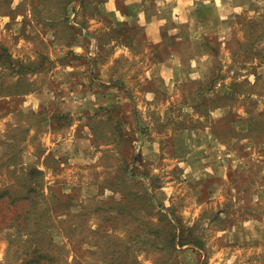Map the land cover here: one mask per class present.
Returning a JSON list of instances; mask_svg holds the SVG:
<instances>
[{"label":"rangeland","instance_id":"374dc122","mask_svg":"<svg viewBox=\"0 0 264 264\" xmlns=\"http://www.w3.org/2000/svg\"><path fill=\"white\" fill-rule=\"evenodd\" d=\"M70 1L0 0V189L34 186L43 195L22 228L1 227L13 206L0 197V264H42L46 254L51 264H264V0H212L220 15L235 3L227 25L207 28V16L190 26L171 23L165 41L155 43L195 70L170 88L156 127L209 126L232 150L234 169L216 201L199 203L191 183L173 180L159 204L116 197L129 191L127 152L138 138L124 127L108 129L71 93L75 82L82 92L87 76L70 72L86 64L70 48L89 43L61 16ZM185 103L195 105L193 114ZM221 210L229 215L216 216ZM180 224L199 231L181 236L202 238L203 250L168 241Z\"/></svg>","mask_w":264,"mask_h":264},{"label":"crops","instance_id":"0c3cea01","mask_svg":"<svg viewBox=\"0 0 264 264\" xmlns=\"http://www.w3.org/2000/svg\"><path fill=\"white\" fill-rule=\"evenodd\" d=\"M229 6L232 12L225 15H220V3L212 0H72L60 6L68 29L89 43L88 46L75 45L80 52L70 48L86 59L84 69L70 67L71 73L87 76L82 92L76 88V82L71 87L76 91H70L77 98L76 103H82L86 110L98 115L108 129L118 128L122 132L124 127L138 138V148L131 146L127 152L130 157L125 164V179L129 191L123 188L116 195L118 200H132L129 195H141L145 200L159 204V193L165 194L168 183L181 180L191 183L199 203L210 202L216 201L229 183V176L234 172L233 161L229 159L232 150L221 143L212 128L193 123L164 130L156 127L155 121L165 120L161 115L164 106L170 103V88L190 77L194 69L183 64L177 50L166 53L154 48L155 43L165 41L164 30L171 23L190 26L207 16L211 20L205 23L207 28L218 30L227 25L235 3L231 2ZM79 16L82 18L76 20ZM189 29L187 34L192 30ZM104 32L112 34L105 35ZM121 60L139 62L141 69L136 66L133 69V65L121 67ZM155 106L156 111L152 110ZM194 108V104H183L185 112L193 114ZM83 129L85 134L93 136L90 126L84 124ZM164 167L170 170L162 175L159 169ZM167 177L168 181H165ZM204 194L206 197L203 198ZM169 198L165 194L163 199ZM218 212L216 216L229 215L226 210ZM162 215L167 216L164 212ZM231 222V227L236 226L232 219ZM173 228L179 233L175 238L179 247L205 248L202 238L195 236L189 240L181 236L192 232L194 227L185 228L180 224Z\"/></svg>","mask_w":264,"mask_h":264},{"label":"trees","instance_id":"16d2710c","mask_svg":"<svg viewBox=\"0 0 264 264\" xmlns=\"http://www.w3.org/2000/svg\"><path fill=\"white\" fill-rule=\"evenodd\" d=\"M33 172L39 173L41 171L38 169H34ZM10 191L11 189L8 187L0 189V197L7 196L3 203L10 205L11 207L13 206L12 213L9 216H7V220L2 223L1 227L3 226L12 227V226L17 225L19 228H22L23 227L22 225H24L25 221H27V219L29 220V214L27 210H29L30 208L37 207L36 205L38 201L37 198H38L39 192L37 191V188H35L34 186H26V188L22 191L18 190V192H11L9 194ZM41 195L42 194H40L39 196ZM169 237H170L168 238L169 242L170 241L175 242V238H176L175 233H173ZM47 238L48 237H46V239ZM40 258L45 260L42 264H51L49 260L50 257L47 254L40 255Z\"/></svg>","mask_w":264,"mask_h":264}]
</instances>
